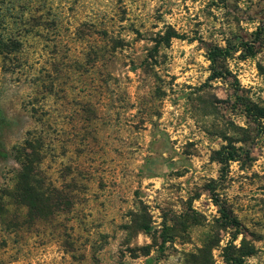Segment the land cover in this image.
Listing matches in <instances>:
<instances>
[{
    "label": "rangeland",
    "instance_id": "rangeland-1",
    "mask_svg": "<svg viewBox=\"0 0 264 264\" xmlns=\"http://www.w3.org/2000/svg\"><path fill=\"white\" fill-rule=\"evenodd\" d=\"M2 42L0 193L39 140L60 208L0 264H264V0H0Z\"/></svg>",
    "mask_w": 264,
    "mask_h": 264
},
{
    "label": "trees",
    "instance_id": "trees-1",
    "mask_svg": "<svg viewBox=\"0 0 264 264\" xmlns=\"http://www.w3.org/2000/svg\"><path fill=\"white\" fill-rule=\"evenodd\" d=\"M173 37H181L177 32H172L168 35L167 41ZM2 42L3 47H0L1 51H12V48L8 47L6 43ZM246 49L248 53H253L255 48L252 44L246 43ZM5 47V50H4ZM230 50L228 47L214 46L209 48V59L215 65L219 57L228 56ZM219 72L216 68L213 69V76L217 77ZM249 113L254 115V118H264V109L255 107L248 108ZM26 148L17 149L16 160L22 164V170L14 176L15 184L12 189H5L0 193V218L3 221L8 222L9 204H16L23 206L27 209V216L30 219L46 218L52 214L55 209L60 208V199L55 197L54 191L51 187L45 184L42 177H39L36 171V165L41 161L43 152L41 150V143L38 140L29 139L26 142ZM31 149V151H28ZM5 150L0 142V156H5ZM217 160L226 165L229 160H236V156L227 157L222 154V151L217 152ZM54 194V195H53ZM217 205L220 206L223 217L230 224L239 223L235 216H233L231 210H229L225 204H222L219 199L216 198ZM148 230V227H145ZM254 253V249L250 248L246 255ZM227 264H244L242 258L238 255H229L226 258Z\"/></svg>",
    "mask_w": 264,
    "mask_h": 264
}]
</instances>
